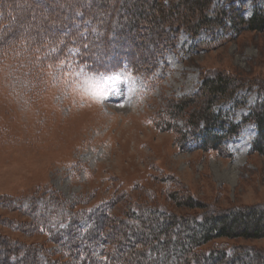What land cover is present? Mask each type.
Instances as JSON below:
<instances>
[{"label": "rangeland", "instance_id": "374dc122", "mask_svg": "<svg viewBox=\"0 0 264 264\" xmlns=\"http://www.w3.org/2000/svg\"><path fill=\"white\" fill-rule=\"evenodd\" d=\"M50 1L48 10L44 2L16 0L34 7L19 6L11 39L0 38V247L14 256H37V264H81L85 245L96 238L89 251L96 259L92 264H99L116 246L112 232L120 234L117 222L110 221L124 220L132 208L145 212L152 205L181 217L264 204V150L253 147L258 127L249 118L264 91V29L235 24L256 10L264 12V0H211L207 12L214 18L197 30L171 28L167 38L175 36L160 48L165 51L157 68L139 73L127 62L109 72H90L70 57L52 59L57 47L26 44L23 31L46 18L52 32L66 17L62 40L75 25L82 26L81 35L87 34L86 25L97 34L85 13L90 0ZM137 1L112 0L102 19L113 11V20L127 22ZM67 5L77 7V15ZM117 23L108 36L123 28ZM142 24L140 38L148 33ZM131 40L116 48L128 52L127 46L139 45V39ZM79 48L69 42L65 53ZM154 49L149 45L143 55ZM216 74L238 84L211 106L227 126L213 129L223 137L214 148L200 141L205 124L194 128L191 119L205 109L204 80ZM185 100L194 102L174 114L173 105ZM230 125L240 126L237 134L229 132ZM194 134H200L195 142ZM175 193L198 199L204 209L177 207L169 198ZM96 230L102 235L88 239ZM127 237L121 243L126 249L135 239ZM216 242L264 249L263 238ZM3 257L0 264H7Z\"/></svg>", "mask_w": 264, "mask_h": 264}, {"label": "trees", "instance_id": "16d2710c", "mask_svg": "<svg viewBox=\"0 0 264 264\" xmlns=\"http://www.w3.org/2000/svg\"><path fill=\"white\" fill-rule=\"evenodd\" d=\"M37 1L44 2L47 7L48 4L51 5L50 3H52L50 0ZM150 1V7L145 5L144 0L132 3L135 11L134 17L127 20V22L117 20V23L113 20V11H109V15L102 19V16L107 13L105 12L106 9L113 8L112 0H102L99 3H95V0H90L88 6H85L87 7L85 13L91 15L90 26L92 30L96 29L95 33L97 34L95 36H93V32L87 31L88 26L84 24L86 25V35H81V25H75L73 28L67 29V35L63 40L60 39V32L64 29L63 22L66 21V17H64V21H61L59 17L60 21L52 26V32L46 30L45 22L49 20L46 18L45 22L41 19L31 29L24 30L21 36L26 44L29 42L32 45L34 42L37 47L45 48L47 46L46 49L49 46L51 48L57 47L52 59L59 61L70 57L76 62L74 63L75 66L84 65L85 69L90 72H109L114 67L122 65L123 62H127L128 68H131L135 73L149 72L157 68V58L165 51H161L160 48L164 46L166 41L171 42L172 38H174L175 33L169 36L170 39L167 38L168 31L171 28L177 29L188 26L192 30H197L214 18L213 15L210 16L207 12L211 0H195L189 4L182 0H173L172 4H170L169 0L166 3L161 0ZM17 4L16 0H0V24L4 23V25L0 26L1 40L4 37H6L4 41L11 39L14 32V22L16 21L15 16L20 9L19 6L26 7L28 5L30 6L28 8L34 7V4L30 2L21 3L19 6ZM66 7L70 13L77 15L75 14L78 10L77 7L75 9L68 5ZM53 10L54 12L57 11L55 7ZM83 17L80 18V24L85 20ZM144 22L147 25L148 33L144 35V32H142L144 37L140 38L141 30L138 28L143 26L142 23ZM116 23L118 28L119 26H123V28L119 30L120 32L117 36L112 38V35L108 36L107 34L112 28H115ZM236 23L250 30H262L264 29V12L256 10L249 19L243 22L236 21ZM127 28H130L129 30H137L138 33H128L125 31ZM18 30H20L19 27ZM131 39H135V41L139 39L141 43L138 42L139 45L127 46L128 52H124L122 48H116L118 44L123 46L125 43L131 44ZM14 41L17 40L14 38ZM69 42H73L77 47L80 46L75 54L71 52L65 53V48ZM113 43L115 44L113 45ZM112 45L115 49L112 48ZM149 45L154 47L156 52H150L149 54H152L146 58L143 52L147 51L146 49ZM165 45L167 46V44ZM105 54H107V58L99 59ZM135 55L137 56L135 57ZM132 58L138 59L133 60ZM236 83L229 76L223 74H216L204 80L203 98L207 103L203 111H199L198 114H192L191 121L194 128H199L200 122L205 124L204 135L200 141L205 139L203 144H206V147L217 148L223 141L220 133L213 132L216 126L221 127L223 121L220 118V113L215 114L211 106L217 98L228 94L230 88H235L238 84ZM192 102L191 100L189 102L185 100L176 103L173 105L172 112L175 114L178 111H182ZM250 117L254 118L253 120L258 127V134L253 142V147L256 150L262 148L264 150V91L262 92L259 106L251 113ZM222 125L227 129L225 123H222ZM229 127H231L229 132L234 131L232 134H237L240 126L230 125ZM199 135L194 134L190 138L195 142V138H198ZM186 141L187 138H184L183 142L187 143ZM169 198L175 201L177 207L204 209V205L193 197L181 198L178 193H175ZM139 209L141 207L132 208L131 215L122 221L117 219L116 221H110L111 224L117 222L120 234L117 235L112 232V238H114L112 241L115 242L116 246L111 248L110 252L108 251L109 255L104 260H98L99 264H151L152 261H156V264H264V249L252 246H228L226 243L220 244L216 242L219 239H264V204L239 206L232 210L210 209L195 215L181 217H178L171 210L158 208L157 206L153 207L152 205L147 207V210H144L145 212H141ZM138 225L140 226L137 227ZM178 230L179 237L174 234V231L177 232ZM110 231L112 230L110 229ZM126 233L127 235H125ZM88 235L89 239L94 237V235L101 236L102 233L96 230V232L89 231ZM125 236H128L127 238H135L133 243L130 241L126 245H130L127 249L121 245ZM96 241V238L91 239V242L85 245L81 264H92V261H96L89 251V247H93ZM73 244L74 238L68 240V245ZM11 253V250L0 247V255L4 256L2 259L3 261L5 260L4 263L37 264V261H41L37 256L33 257L30 255L26 258L24 256L11 255ZM7 254L10 256L6 259ZM41 264L43 263L41 262Z\"/></svg>", "mask_w": 264, "mask_h": 264}, {"label": "snow or ice", "instance_id": "6c2138e0", "mask_svg": "<svg viewBox=\"0 0 264 264\" xmlns=\"http://www.w3.org/2000/svg\"><path fill=\"white\" fill-rule=\"evenodd\" d=\"M118 78V77H117ZM102 93H94V95H101Z\"/></svg>", "mask_w": 264, "mask_h": 264}]
</instances>
